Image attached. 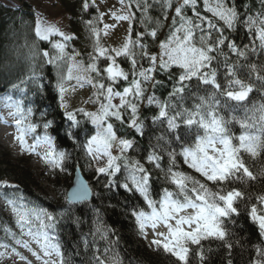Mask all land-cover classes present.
<instances>
[{
	"label": "snow or ice",
	"instance_id": "6c2138e0",
	"mask_svg": "<svg viewBox=\"0 0 264 264\" xmlns=\"http://www.w3.org/2000/svg\"><path fill=\"white\" fill-rule=\"evenodd\" d=\"M260 2L262 10L253 15L247 6L241 9L232 0H214V4L204 0V11L211 13L215 18L213 20L201 15L197 10V0H119L121 8L118 12H112L111 16L115 21L129 24L127 39L120 47H106L101 43V32L107 35L113 25L103 24L102 29L95 26L102 22L103 14L94 20L84 21L93 40V50L89 53L87 63L76 60L80 53L74 49L72 55L66 52L68 42L75 39L73 35L66 34L43 19H38L35 23V37L40 41L51 42L56 54L50 55L47 50L36 52L58 70L62 67L60 62L66 59L72 61L67 68V75L58 71L56 83L60 107L64 109L69 122L70 130L66 135L80 143L79 134L71 129L81 127L82 122L77 118V113L87 118L94 128V134H86L85 142L81 145L91 158L88 166H94L97 180L101 176L105 178L104 186L109 191L119 188L143 198L150 211L133 206L130 215L135 219L142 235L146 228L153 229L159 238L154 239L152 244L157 249L162 248L164 252L170 253L179 264H189L192 245L198 246L196 255L203 264L205 255L201 241L209 238L224 241L225 246L231 250V243L226 241L228 232L225 223L240 215L238 202L245 199V193L229 185L234 181L244 182L245 178L248 181L257 179L241 153H247L252 158L264 153V104L248 107L244 102L257 87L256 83L251 82L253 76L260 90L264 91V66L258 67L249 61V49L255 53V46L239 45L230 34L243 28L249 35H254L259 40V48L264 49V0ZM156 5H159L163 19H168L169 9L174 10V15L168 35L158 45L159 52L153 54L148 51L145 37L155 40L157 30L145 25L151 21L149 12ZM92 6H95V0H82L83 12H87ZM189 9L191 15H188ZM137 13L140 15L137 16ZM137 20L145 26V30L136 32L133 39V27ZM52 37L60 39L52 42ZM225 49L235 55L238 61L230 62ZM120 57L130 64L128 70L117 62ZM101 58L106 63L104 67L98 66L97 62ZM143 60L148 61V67L143 65ZM214 61L217 65L222 63L225 68L223 82L218 80V68L214 66ZM239 61H248L247 79L238 75L239 68L244 67ZM157 72L173 81L166 99L155 95V88L164 85L162 79L156 78ZM71 80H75L80 87L88 84L95 90V102L99 103L96 111L84 108L69 110L66 93L69 92L67 82ZM193 80L198 82L195 92L189 91L193 88ZM121 82H127L126 86H122V91L118 90ZM201 85L204 87L201 88ZM149 87L153 89V94H148ZM190 98H194L193 103L187 106L186 102ZM116 99L119 100L118 104L113 103ZM145 101L149 109L154 106L157 110L150 117L151 124L166 126L156 137L157 143L152 146V151L144 158L145 163L164 171L160 161L165 152L173 165L176 157L182 156L190 169L217 186L215 191L200 180L169 167L165 178H170L175 191L165 188L159 200L153 199L152 171L139 159H133L129 155L134 150L135 141L118 135L113 122L126 125L143 137L148 127L146 120L149 119L140 112V106ZM5 106L12 109L9 115L15 121L18 132L15 139L21 149L29 154L39 155L37 148H45L44 154L40 156L44 164L53 170L64 171L67 154L56 149L53 137L49 134L53 121L44 120L43 136L35 135L34 142L28 145L26 136L36 134L39 127L31 121L32 109H25L22 102H13L11 97L7 98ZM239 109H243L242 117L234 115ZM126 113H130L127 119ZM224 113L229 114L227 118ZM233 122L238 123L242 129L238 136L230 128ZM181 129L184 130L183 134ZM234 140L238 143H234ZM177 147L179 152L176 151ZM122 170L124 175L120 178ZM260 175L264 176V170H261ZM0 188L17 186L3 182L0 183ZM97 195L93 187L77 180L76 186L65 197L70 207L58 216L44 208L29 205L18 192L14 198H8V193H5L7 204L11 205L16 217L20 236L5 230L12 245L0 243V249L4 250L0 251V257L10 251L24 261L26 258L16 248L20 246L41 261V264H69L55 234L57 225L67 217L78 226L81 223L80 217L73 214L71 206L85 204ZM257 200L260 205H264V194L258 195ZM249 216L258 224L260 235L264 237V214H258L257 206L252 205ZM158 225H163L167 233H156ZM96 232L102 239L107 238V230L101 231L97 227ZM24 236L30 239L25 240L22 238ZM31 243L39 251L33 250ZM256 255L264 257V249L258 247ZM96 261L97 264H106L99 256ZM113 264H119V261L114 260ZM228 264L232 262L229 260ZM253 264H264V259H256Z\"/></svg>",
	"mask_w": 264,
	"mask_h": 264
},
{
	"label": "trees",
	"instance_id": "16d2710c",
	"mask_svg": "<svg viewBox=\"0 0 264 264\" xmlns=\"http://www.w3.org/2000/svg\"><path fill=\"white\" fill-rule=\"evenodd\" d=\"M13 1L20 3L23 0ZM58 1L71 17L70 30L71 34L75 37L74 40L68 42L66 52L72 55L74 49L75 52L80 53L77 57L87 63L89 53L93 50V40L90 29L84 21L94 20L95 17H98L97 9L92 6L87 12H83L81 9L82 0H76L75 2L69 0ZM212 1L209 0V3ZM232 2L241 9L247 6L253 15L262 10L260 0H232ZM13 5L10 7L0 3V94L7 91L12 93L14 92V86L17 83L20 84L21 90H16L19 93L16 94L14 92L12 95L20 99L25 109H32V122L39 125L37 133L33 134L34 137L37 134L43 136L42 125L44 120L53 121L49 134L53 137L56 149L67 154L64 162L65 170L60 171L56 169L53 172L55 174L53 178L56 180V183H52L53 186L56 187L61 183L59 177L61 173L66 174V176L63 174L65 178L73 176L76 168L79 167L85 177L90 179L89 184L93 187L94 192L98 193L97 196H93L90 202L71 206L73 214L80 217L81 223L78 226L70 222L67 217L57 225L55 234L61 244L65 259L69 261V264H97V256L101 260H104L106 264H113L114 260H118L119 264H179L170 253L164 252L162 248L157 249L156 247L155 249H151L146 243L144 234L140 233L135 219L130 215V210L133 206L150 211L147 209L143 198L138 194L133 195L119 188L109 191L104 186L105 178L101 176L97 180L94 166L92 168L88 166L90 158L86 155V151L81 145L85 142L86 134H94V128L87 121V118L77 113V118L82 122L81 127L80 129H71V131H76L79 134L80 143H77L66 135V132L70 129L65 113L60 107L59 95L56 90L58 69L48 64L46 59L36 52V50H39V53H42L44 50H47L50 55H55L56 50L52 48L51 42L40 41L35 37V12L26 7L28 6L26 4ZM197 10L201 15L215 20L211 16V13L204 11V0H197ZM187 12L188 15H191L190 9ZM139 15L137 13V16ZM173 15V9L167 10L168 19L165 20L163 19L159 5L150 9L149 16L151 17V21L146 22L145 26L149 29L155 27L157 30V38L155 40L148 36L145 37V42L149 46L148 51L150 53L155 54L159 52L158 45L168 35L172 26ZM145 26H142L139 20L134 23L133 39H135L136 32L145 30ZM230 35H232L239 45L255 46V53H252L251 49H249V61L255 63L258 67L264 66V49L259 48V40L255 39L254 35H249L243 28ZM59 39V37L54 39L52 37L51 41L54 42ZM224 51L229 55L230 62L238 61V58L228 52L227 49ZM222 60L223 57H221ZM68 62L69 60L66 59L60 63L63 68H66ZM117 62L125 70H128L130 67V64L123 57L117 58ZM97 63L100 67L106 66L103 58ZM142 63L145 67L149 66L147 60H143ZM239 63L243 64L244 67L239 68L238 75L241 78L247 79L249 72L247 67L248 61H239ZM213 64L218 68V80L223 82L225 73L223 64L217 65L216 61ZM31 76L33 77V81L28 80ZM156 78L162 79L164 85L163 87L157 86L155 88V95L161 99H166L173 81L168 80L166 75L159 72L156 73ZM105 82L107 83V81ZM251 82L256 83L257 87L254 88L244 104L248 107L252 105L258 107L264 104V91L260 90L254 76ZM197 83L196 80L191 81L193 88L189 91H197L195 87ZM126 85L127 82H121L118 90L122 91V86ZM200 87L203 88L204 86L201 85ZM148 94H153L151 87L148 88ZM193 99H188L186 105L191 106ZM156 111L154 106L149 109L146 106V101L141 104L140 112L142 116L147 115L149 117L146 120L148 127L143 137L139 136V134L126 125L121 126L118 122L113 121L116 124L118 135L135 141L134 150H131L129 155L133 159H139L141 163L145 164V167L152 171L151 195L153 199L159 200L165 188L175 191V186L171 183L170 178H165L169 167H172L173 171L182 172L200 180L209 189L215 191L217 186L205 181L203 177L193 169H190L184 163L182 156L178 155L173 165L170 164L167 152H165L163 159L160 161L161 168L164 171L155 168L154 165L145 163L144 158L152 151V146L157 143L156 137L166 128V126L159 124H151L150 117ZM224 114L226 118L229 115L228 113ZM128 115L130 113H126V119ZM234 115L242 117L244 115L243 109L237 110ZM230 128L237 136L242 131L236 122H233ZM180 131L183 134L184 130L181 129ZM233 142L238 143L235 140ZM176 151L179 152L180 149L177 147ZM241 155L250 170L257 175V179L255 181H248L245 178L244 182L234 181L229 185V187L239 188L245 193V199L238 202L240 215L232 217L230 222L225 223L228 232L226 241L227 243H231L232 248L229 250L225 246L224 241L214 238L202 240L201 246L205 255L203 264H228L229 260L232 264H253V261L256 259H264V257H257L256 255L258 247L264 249V237L260 235L258 224L249 216L252 205L257 206L258 214H264V205H260L257 200L258 195L264 194V176L260 175L261 170H264V153L256 158H252L249 154L243 152ZM19 168L18 165H13L9 161V154L0 155V180L5 178L10 179L17 186V188H0V190L5 192H20L39 208H44L58 216L66 208L70 207L66 200L56 203L52 199L44 198L30 190L29 183L33 175H30L29 180L26 168L22 167L20 170ZM123 175L124 172L122 170L119 177L122 178ZM69 188L67 184L63 185V196H65ZM97 210L99 211L97 212ZM98 220L99 223H97ZM97 227H100L101 231L107 230L106 239H102L100 234L96 232ZM198 250V246H191L189 264H201L199 257L196 255Z\"/></svg>",
	"mask_w": 264,
	"mask_h": 264
},
{
	"label": "rangeland",
	"instance_id": "374dc122",
	"mask_svg": "<svg viewBox=\"0 0 264 264\" xmlns=\"http://www.w3.org/2000/svg\"><path fill=\"white\" fill-rule=\"evenodd\" d=\"M71 2H75L76 0H69ZM0 3L5 4L6 6H14L15 5H23L26 4L30 10L34 11L36 14V21L38 19L46 20L50 24H54L61 31L66 34L72 35L70 30V21L71 17L66 13L61 3L58 0H23L20 3H16L13 0H0ZM214 4V0L210 3ZM25 7V8H26ZM97 9L98 16L103 14L102 22L96 23V27L102 29L103 24L113 25L111 29L108 30V34L104 35L101 32V41L102 44L106 47H120L122 43L127 39L129 24L127 22L115 21L111 13L116 11L118 12L121 8L119 0H95V6ZM27 9V8H26ZM56 37H53V39ZM60 38V37H59ZM77 61H81L78 57H76ZM72 61L69 60L66 68L61 67L58 71H63L65 75H67V68L71 65ZM28 80L33 81V77H29ZM67 86L69 87V92L66 93V102L69 106L70 111H76L78 108H84L87 111H96L99 107V103L95 102V90L88 84H85L83 87L76 85L75 80H71L67 82ZM74 88V90H72ZM16 94L21 90V86L19 83L15 85L13 88ZM12 92V93H14ZM9 91L0 94V155L9 154V161L13 163V165H18V167L26 168L28 171V178L30 180V175H33L31 182L29 183V189L38 195L49 198L58 203L62 200H65V197L68 193L63 196V185H68L71 187L73 176H66V174L61 173L60 182L58 186H53L52 183H56L53 176L55 175L53 172L55 170L46 166L44 162L41 160L40 156H42L45 152V148L40 147L37 148V154H29L28 152H24L19 142L15 139V136L18 135V132L15 127V121L9 115V112L12 109L6 107L7 98L11 97L12 101H20V99L16 96H13ZM21 102V101H20ZM113 103L118 104L119 100L116 99ZM23 106V105H22ZM64 112V109H62ZM31 117V121H32ZM38 130V128H37ZM27 144L31 145L34 142L33 134H29L26 136ZM114 154H116L114 152ZM90 158V157H89ZM24 161H22V160ZM91 159V158H90ZM19 168V170H20ZM61 171V170H60ZM30 172V174H29ZM63 174L65 176H63ZM90 179H88L89 181ZM7 182L11 185L14 183L10 179H1L0 183ZM8 193V198H14L17 194L15 191L5 192L0 190V243H8L12 245V241L9 238L6 229L14 232L17 236H20V229L16 224V217L12 212L11 205L7 204L4 194ZM19 194H22L18 192ZM23 195V194H22ZM24 202L29 205H35L27 196H24ZM6 205V208L4 206ZM190 211V210H189ZM156 233L163 232L167 233V229L163 225H158L155 230ZM144 237L146 243L151 249H155L156 246L152 244L154 239H158L159 237L155 235L153 229L150 227L144 230ZM25 240H29L30 238L27 236L22 237ZM31 247L33 250L39 251L37 246L34 243H31ZM17 251L21 253L26 259L21 261L19 257L14 256L10 251L7 255L0 257V264H41V261L36 260L35 257L31 255V253L20 247L16 246ZM0 251H4L0 249ZM53 259H56L53 257Z\"/></svg>",
	"mask_w": 264,
	"mask_h": 264
},
{
	"label": "water",
	"instance_id": "95a60500",
	"mask_svg": "<svg viewBox=\"0 0 264 264\" xmlns=\"http://www.w3.org/2000/svg\"><path fill=\"white\" fill-rule=\"evenodd\" d=\"M77 180H82L83 182L89 184V181L88 179L85 177V175L83 174L82 170L80 168H77L74 172V175H73V179H72V184H71V187L69 188L68 192L71 191V189L73 187L76 186V182ZM90 185V184H89ZM93 197L90 198V200L88 202H90L92 200ZM79 205V204H78Z\"/></svg>",
	"mask_w": 264,
	"mask_h": 264
},
{
	"label": "bare ground",
	"instance_id": "6f19581e",
	"mask_svg": "<svg viewBox=\"0 0 264 264\" xmlns=\"http://www.w3.org/2000/svg\"><path fill=\"white\" fill-rule=\"evenodd\" d=\"M79 168V167H78ZM77 169V168H76Z\"/></svg>",
	"mask_w": 264,
	"mask_h": 264
}]
</instances>
